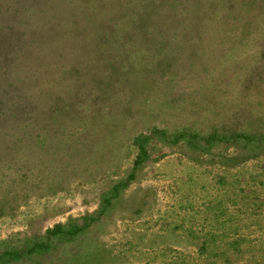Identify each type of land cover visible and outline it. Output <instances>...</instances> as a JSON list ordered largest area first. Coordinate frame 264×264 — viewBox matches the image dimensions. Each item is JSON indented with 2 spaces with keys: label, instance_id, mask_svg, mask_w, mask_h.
I'll return each instance as SVG.
<instances>
[{
  "label": "rangeland",
  "instance_id": "374dc122",
  "mask_svg": "<svg viewBox=\"0 0 264 264\" xmlns=\"http://www.w3.org/2000/svg\"><path fill=\"white\" fill-rule=\"evenodd\" d=\"M135 1L108 4L79 56L28 51L0 82L4 109L23 101L0 121V158L24 153L0 163V241L84 227L11 264H264V0H184L196 10L175 20L149 5L144 21ZM76 3L54 12L71 24Z\"/></svg>",
  "mask_w": 264,
  "mask_h": 264
},
{
  "label": "trees",
  "instance_id": "16d2710c",
  "mask_svg": "<svg viewBox=\"0 0 264 264\" xmlns=\"http://www.w3.org/2000/svg\"><path fill=\"white\" fill-rule=\"evenodd\" d=\"M50 1L52 5L49 6L45 3L41 8L42 10H40L36 7V5L40 2L39 0H7L2 7L3 9H0L3 11L0 16H6V14H8L9 18L7 22H5L6 19L2 21L0 20V60L11 61L10 65H12V69L10 70L11 75H8L7 70H5V72H2L0 77V82L5 84L7 87L15 85L17 80L20 79V71L22 70V65L28 51H32L37 54L38 58H41L39 53H46L48 55V59L54 57V55L56 56L57 54L65 57V53L73 55L71 57L79 56L80 54L78 51L87 48L86 40L89 39L90 36H92L93 40L95 37L98 38L101 36V34H99V30L97 29L101 21L98 22V20H95L94 18L102 17L100 19L106 22L109 14H113L111 10L110 12L106 11L107 5H114L115 7L121 6L120 0H90V4H95L82 8V2L77 0V2L79 1V4L81 5L80 7L76 6L75 8V17L77 20L75 22L72 21L70 24L68 23V17L64 18L65 14L63 11H57L56 13L54 12V9H56L59 3L63 4L64 2L67 4L64 6L71 7L72 4H77L76 0ZM147 1H151L153 3ZM157 1L158 0H138L137 2L136 0L134 2L137 3V6L140 5L141 7V10L138 11L139 19L141 21L147 19L148 14H146V7L149 5H155L156 12H154L155 14H152V17L156 20H165L162 19L165 16L163 10L164 5H168L170 8L168 11V17H172L174 20L181 18L184 12H189L191 14L192 9L196 10L195 5L187 4L184 0H160L159 4ZM24 2L28 3V6H25L24 8L29 10L26 13V17H28L29 20L26 22L27 25L25 28H23V30L20 28L19 30L12 16L19 13L18 7ZM208 4L211 7V0H209ZM36 17L43 19L41 24L42 31L38 28L35 29L32 25H29L31 23L30 19L33 20ZM60 26L65 28L64 32L60 30ZM29 38H34V40L29 41ZM51 54L53 56H49ZM10 57H12V59H9ZM10 72L8 69V73ZM4 104L5 100L0 98V121L18 120L20 115L18 114V111L21 110L18 108L23 104L22 99L18 102H14V106H12V109L10 110L4 109ZM237 136L239 137V135ZM214 140H216V138ZM136 145L139 148V152L134 162V167H138L142 164L149 154L145 144V139H137ZM23 154L24 153L22 152H18L15 155V153L6 152L5 156L0 158V163L6 159L9 161V157L12 156V161L14 162L11 166L14 165L17 168L21 167ZM21 169L22 168H20V170ZM134 176L135 173L133 172L129 175V179L127 181L119 182L115 186V189L118 190L123 184L127 185L128 182L134 178ZM3 203L4 202H0V217L5 209V205H3ZM83 230L84 227L76 226L72 230L66 224H57L54 228L47 231L46 238L41 242L35 241L32 244H28L19 238L13 241L10 239L2 240L0 241V264H11L15 261L23 259L24 257H30L42 251H49L52 249V245L55 240L74 236Z\"/></svg>",
  "mask_w": 264,
  "mask_h": 264
}]
</instances>
